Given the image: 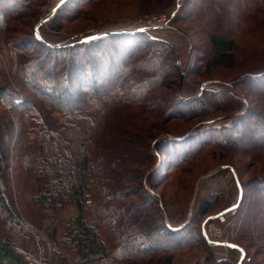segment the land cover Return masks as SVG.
Returning a JSON list of instances; mask_svg holds the SVG:
<instances>
[{
    "label": "trees",
    "instance_id": "16d2710c",
    "mask_svg": "<svg viewBox=\"0 0 264 264\" xmlns=\"http://www.w3.org/2000/svg\"><path fill=\"white\" fill-rule=\"evenodd\" d=\"M78 1L90 0L58 1L48 28L62 31L60 20L76 18L77 10L68 11ZM144 1L161 4L158 12L168 10L170 26L191 47L179 89L183 58L148 28L96 35L95 20L67 31L78 36L75 41L47 43L35 32L44 0H0V34L15 50L18 69L0 76V264H39L23 244L28 231L77 255L79 264H171L177 251L190 247L216 264H264L241 244L251 235L250 213L264 208V173L243 180L233 164H225L236 183L231 215L241 220L228 242L243 254L232 262L214 255L202 231L203 221L223 208L220 192L203 195L190 218L172 225L165 221V203L182 211L197 178L184 179L187 199L180 207L157 190L158 174L166 170H158L162 154L189 173L191 159L206 149L260 157L264 169V31L256 38L242 34L259 28L264 4ZM33 6L28 35H13L22 25L11 21ZM177 118L191 122L169 129V120ZM13 156L32 174L23 180L26 217L15 201ZM71 205L77 211L58 235L55 227L42 230L44 219L58 218ZM253 235L261 242L264 227Z\"/></svg>",
    "mask_w": 264,
    "mask_h": 264
},
{
    "label": "rangeland",
    "instance_id": "374dc122",
    "mask_svg": "<svg viewBox=\"0 0 264 264\" xmlns=\"http://www.w3.org/2000/svg\"><path fill=\"white\" fill-rule=\"evenodd\" d=\"M58 1L60 2L61 0H44V3L38 8L37 22L41 21V23L35 32L47 43L75 41L78 39V36L67 31L90 27L95 20H99V22L96 24V28L91 31V34L101 31L134 29L138 27L143 28L144 26H141L142 24L140 23L141 19L159 17L162 15H165L168 19L171 14L168 10L158 12L157 10L161 4L151 3L150 1L145 2L144 0H90L86 3L78 1L74 2L73 8L68 11L73 13L77 10L78 13L75 16L76 18L60 20L59 23H62V31H52L48 28V21L52 18L55 5L59 3ZM253 1L264 4V0ZM35 7L36 6L28 8L29 10H25L23 14H21V18L11 21L12 25L16 23L22 25V30H20V32H14L13 35L21 37L28 35V30L26 31V29L30 28L31 23L35 19V15L32 12L36 9ZM26 11L29 13L25 14ZM257 25L259 28L255 26L252 28L258 29L243 31V39H247L249 36L255 38L261 37L259 35L264 31V18H262ZM148 33L155 38L165 39L172 43L176 51L179 52L180 57L184 60L183 67L185 63L187 65L189 60V56L187 59V55L189 49L191 51V47L187 44V38L177 29L171 27L168 21L165 25L157 28L148 27ZM256 46H259V48L260 46L263 47L262 44H257ZM250 49L253 50V48ZM17 71L16 52L5 44L0 34V76L7 72L16 74ZM181 80L179 77L178 89L181 86ZM188 123L177 118L169 120L167 127L176 130L181 129L183 126H188ZM193 125H189V127ZM254 157L255 156L243 153L242 151L229 150L224 151L222 154L219 152L218 154V151L213 152L211 149H206L202 150V152L196 154L191 159L192 161L189 166L192 167V173H189L188 171L184 172L179 168H175L167 161L165 155L162 154L160 156L161 162L158 170L160 171L162 168L166 170H162L158 174L159 176L163 173V177L157 182V190L161 191L165 197L172 198L176 207L182 206L187 199L185 195L186 191L184 190L185 187L182 186V184L186 182H183L184 179L193 178L194 176L197 178L194 182L192 195L182 211L173 208L167 202L165 203L164 217L166 223L176 225L182 219L187 220L196 211L203 195L209 192H220L222 196L221 204H219L220 201H218L217 204L220 205L219 208H223L217 212L213 218L204 220L202 227L206 226L212 238L210 241L212 250L218 259L226 258L230 262L240 259V251L237 249V246H233L228 242L233 241V238L236 236L241 220L238 215H231V207L236 199V183L228 165L225 164H233L238 169L241 179L248 180L256 173H264V169L261 171L259 168V164L262 163L261 160H258L260 157H256L257 159ZM11 168L15 201L22 215L26 217L25 207L22 201L23 180L32 174L22 171L14 156L12 157ZM35 176V180L39 181L41 177L38 174ZM245 204L243 207H247L248 203L245 202ZM76 211V206L71 205L58 218L44 219L42 221V230L45 231L47 228L50 230L48 233H50L51 229L55 227V233L58 235L61 231L63 222L76 213ZM249 217H252L253 221L252 228H249L251 235L250 237L244 238L241 244L246 246L247 252L253 260L262 262L261 260L264 261V253L262 252L261 243H264V237L260 242V239H257L256 235L253 234H255L256 228L258 229L259 225L264 227V208L253 210ZM157 234L158 233H155L153 236L156 235L158 238L157 241L161 243L163 237ZM224 242H226L227 245H224ZM23 244L39 262L45 261L47 264H79L77 255L65 253L55 247H49L41 236L38 234L35 235L31 231L24 234ZM205 256L206 253L201 248L190 247L177 251L174 254L171 264H216L205 261V259H207Z\"/></svg>",
    "mask_w": 264,
    "mask_h": 264
},
{
    "label": "built area",
    "instance_id": "2783aa9c",
    "mask_svg": "<svg viewBox=\"0 0 264 264\" xmlns=\"http://www.w3.org/2000/svg\"><path fill=\"white\" fill-rule=\"evenodd\" d=\"M140 21H141L140 23L142 24L141 26H144L146 28H148V27H150V28L156 27L157 28V27L165 25L167 22V18L165 15H162L159 17H149V18L141 19ZM202 231H203V235L205 236V238L208 241H211L212 238L210 237L206 226L202 227ZM223 244L227 245L226 242H224ZM39 264H47V263L45 261H41V262H39Z\"/></svg>",
    "mask_w": 264,
    "mask_h": 264
},
{
    "label": "water",
    "instance_id": "95a60500",
    "mask_svg": "<svg viewBox=\"0 0 264 264\" xmlns=\"http://www.w3.org/2000/svg\"><path fill=\"white\" fill-rule=\"evenodd\" d=\"M54 9H55V8H54ZM40 23H41V21H38V22H37V24L35 25V30H37V28L39 27ZM144 28H146V27H144ZM99 34H100V33H98V34H96V35H99ZM96 35H94V36H96ZM94 36H93V37H94ZM189 52H190V49H189ZM189 52H188V55H187V59H188V56H189ZM185 68H186V63H185V65H184V67H183V69H182V71H181L180 80H181L182 76L184 75ZM205 85H206L205 83H202V84H201V89L204 88ZM209 218H211V217H208V218H206L205 220H207V219H209ZM237 249L240 251V257H241L242 254H243V251H242L241 248L238 247V246H237Z\"/></svg>",
    "mask_w": 264,
    "mask_h": 264
}]
</instances>
